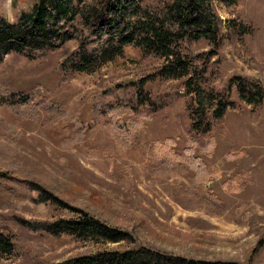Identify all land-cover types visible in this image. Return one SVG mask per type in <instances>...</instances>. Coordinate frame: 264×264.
Here are the masks:
<instances>
[{"label": "rangeland", "instance_id": "obj_1", "mask_svg": "<svg viewBox=\"0 0 264 264\" xmlns=\"http://www.w3.org/2000/svg\"><path fill=\"white\" fill-rule=\"evenodd\" d=\"M153 5L165 0H145ZM31 0H0L13 21ZM222 44L184 41L181 52L206 68L216 90L235 75L264 86V0H215ZM229 21V22H228ZM237 30H234L236 29ZM75 41L66 44L72 49ZM215 49L216 54L207 53ZM61 52L0 63V228L14 250L0 264H66L95 249L140 245L197 259L264 264V102L248 105L232 91L234 109L200 135L180 80L155 78L137 98L138 80L163 59L129 46L93 73L61 72ZM207 64V65H206ZM168 138L160 151L155 142ZM192 147V156L185 155ZM32 180L97 218L130 230L136 241L94 244L68 234L36 235L18 223L72 216L37 200Z\"/></svg>", "mask_w": 264, "mask_h": 264}, {"label": "trees", "instance_id": "obj_2", "mask_svg": "<svg viewBox=\"0 0 264 264\" xmlns=\"http://www.w3.org/2000/svg\"><path fill=\"white\" fill-rule=\"evenodd\" d=\"M215 0H165L153 5L145 0H31L27 8L17 12L14 23L0 14V63L8 54L29 59L61 52V72L93 73L105 64L123 57L129 46L140 48L144 55L163 59L162 64L138 80L137 98L157 111L170 103L158 102L142 93L144 84L155 78L180 80L183 94L192 95L187 104L191 121L189 130L205 135L213 128V120L221 119L234 109V90L240 100L258 106L264 102V86L255 78L232 76L220 89L208 86L206 68L192 64L181 52L184 41L207 40L215 49L224 35L222 19L215 11ZM229 22V21H228ZM234 30H237L234 29ZM75 41L72 49L66 44ZM207 53L216 54L215 49ZM207 65V64H206ZM170 140L155 142V147L168 149ZM185 155L192 156V147ZM6 174L0 171V189ZM38 192L37 200L66 208L70 217L54 220H24L18 223L36 235L68 234L94 244L136 241L133 233L103 221L88 210L66 203L32 180L20 181ZM15 248L11 235L0 228V255ZM66 264H239L227 260L197 259L165 250L140 245L136 248L95 249L66 261Z\"/></svg>", "mask_w": 264, "mask_h": 264}, {"label": "clouds", "instance_id": "obj_3", "mask_svg": "<svg viewBox=\"0 0 264 264\" xmlns=\"http://www.w3.org/2000/svg\"><path fill=\"white\" fill-rule=\"evenodd\" d=\"M10 22L14 23V21H10Z\"/></svg>", "mask_w": 264, "mask_h": 264}]
</instances>
